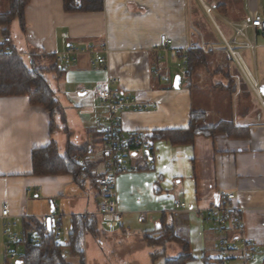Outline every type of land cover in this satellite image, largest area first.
I'll use <instances>...</instances> for the list:
<instances>
[{
  "label": "crops",
  "instance_id": "obj_1",
  "mask_svg": "<svg viewBox=\"0 0 264 264\" xmlns=\"http://www.w3.org/2000/svg\"><path fill=\"white\" fill-rule=\"evenodd\" d=\"M222 2L207 5L204 0H102L100 11L79 13L65 12L63 0H29L24 9V32L19 37L14 29L16 38L10 37L17 53L40 57L37 66L42 68L54 65L55 60L49 57L55 58L68 47L107 48L108 55L104 66L92 64L93 55L83 54L59 73L47 74L63 114L52 119V126L47 112L30 105L27 97H0V215L6 204L17 236L24 238L23 227L30 225L32 229L35 221L46 223L50 218L54 227L62 224V215L70 226L71 217L86 214L98 219V241L84 235V264H149L138 250L180 247L170 235L161 243L146 242L147 238L159 239L168 228L172 236L189 245L193 260L186 264H203V259H218L215 242L232 239V230L218 233L212 219L219 214L209 209L219 193L233 194L232 204L244 209L245 235L259 249L255 264H264V105L222 48L223 39L238 47L261 89L264 33L248 28L246 37L253 49L244 47L246 39L236 37L234 28L248 22V1H236L238 8L227 9L226 13L217 9ZM257 4L264 8V0H257ZM212 12L224 30L218 27ZM207 22L213 26V34L217 32L215 37L203 32ZM62 34L68 36L64 42ZM216 35L222 44L217 43ZM162 36L167 39L165 45L160 43ZM258 39L263 42L258 44ZM194 47L210 51L214 62L222 60L223 52L235 66L230 70L228 63L222 66L218 62L213 72L198 68L204 72L197 82L210 81L199 84L201 91L215 94L211 120L203 104L200 108L194 104L191 82L195 72L180 81L178 88L173 87L182 68L181 56ZM259 50L263 53L260 66ZM111 79L115 80L109 86L112 91L152 107L120 113V126L125 132L144 131L152 137L155 131L184 129L191 111L204 113L202 127L229 122L238 129L231 136L196 135L189 143L155 140L149 169H143L146 162L140 151L131 150L125 159L130 166L143 170L117 177L121 220L114 227L106 226L97 216V180L104 173L100 128L108 110L95 92ZM50 142L56 144L60 155L69 145L84 148L82 158L77 159L89 166L95 185L90 178L79 185L70 176L33 175L32 152ZM69 198H73V204ZM173 200L184 208L173 210ZM3 224L0 217V264H7ZM69 232L67 228L62 233L59 243H66ZM22 249L21 245L17 257ZM159 256L157 252L151 254L150 264H155ZM65 257L70 264H78L77 258ZM172 258L164 256L163 264Z\"/></svg>",
  "mask_w": 264,
  "mask_h": 264
},
{
  "label": "trees",
  "instance_id": "obj_2",
  "mask_svg": "<svg viewBox=\"0 0 264 264\" xmlns=\"http://www.w3.org/2000/svg\"><path fill=\"white\" fill-rule=\"evenodd\" d=\"M29 0H7V8L0 12V49L11 47L10 55H0V97H27L32 106L42 107L51 118L61 116L62 108L51 89L47 79L50 72L59 73L61 68L52 65L50 68L37 66L40 57L27 58L28 65L22 57L12 48L10 40V26L17 21L21 32L25 30L24 9ZM225 4H218L217 9H224ZM65 12H97L102 9V0H63ZM211 52L205 53L199 47H194L184 53L187 58L186 74L191 76L198 68L208 67V58ZM50 60H55L49 57ZM204 113L191 111L189 124L184 129L164 130L153 132L152 140H168L175 143H189L196 135L213 136L215 134L234 135L237 128L229 122H222L215 126L202 127ZM200 124V125H199ZM138 147H135L137 149ZM84 148L67 146L64 155H60L55 143L50 142L43 148L35 149L32 152L31 164L32 173L35 176H70L74 182L81 184L84 179L90 178L95 185V178L91 175V169L84 162L78 161L82 158ZM152 157L149 160L152 162ZM146 162V161H145ZM148 162V161H147ZM145 163L143 169H149ZM151 164V163H150ZM136 167L137 170H143ZM99 191V188H98ZM99 196V193H98ZM23 227V249L18 256L16 264H70L65 257L77 258L78 264H84L83 238L84 235L92 236L98 241L96 217H71L70 232L66 243H59L55 236L54 227L47 228L46 223L33 222ZM172 229L168 228L157 240L147 238L148 244H157L164 241V238L171 236L170 240L180 245L182 253L172 259H166L164 264H186L193 260L189 251V245L179 238L171 235ZM203 264H222L218 259H203Z\"/></svg>",
  "mask_w": 264,
  "mask_h": 264
},
{
  "label": "built area",
  "instance_id": "obj_3",
  "mask_svg": "<svg viewBox=\"0 0 264 264\" xmlns=\"http://www.w3.org/2000/svg\"><path fill=\"white\" fill-rule=\"evenodd\" d=\"M258 7V4H257ZM248 22L234 28L236 37H243L246 39L244 47L253 49L252 43L247 40L246 30L251 28L255 31L264 33V8H257L249 10ZM68 36L62 34L61 39L64 42ZM166 37H160V43L165 45ZM234 41V40H233ZM228 56L231 58L237 69L243 75L249 89L263 106L264 99L260 93V88L257 80L246 67L238 47L232 45L229 41L223 39L222 47ZM12 53L11 47H4L0 49V55H10ZM93 55L92 64L97 66H104L107 61V48L95 49L91 45L83 47H68L56 55L55 65L63 68L73 64L80 55ZM19 57L29 58L34 56L32 53H18ZM187 58L183 54L181 56L182 68L179 73L180 81L187 80L186 74ZM115 80L111 79L105 86L95 93L98 98L102 99L107 106L108 113L102 121L100 132L103 140V158H104V173L97 180L99 188L98 196V210L97 216L108 227L118 225L121 220V212L118 208V198L116 191V181L120 174L135 172L136 168L130 166L125 156L128 155L135 147L142 154V159L151 163V149L153 147V140L150 133L142 131L125 132L121 129L119 122V114L124 111H141L152 108L149 104H142L135 99L125 95L122 92H114L109 86ZM233 194L219 193L213 203V207L209 209L211 212L218 213L219 216L212 219L216 225L218 233L224 234L229 230L234 232L232 239L219 240L213 244V249L218 252V260L222 264H255L258 247L252 244L245 235L243 224L242 207L232 204L234 200ZM173 210H181L184 205L177 200L172 202ZM88 215H83L86 218ZM1 220H3V236L5 238L4 253L7 259L11 262L17 259L18 249L23 244V238L17 236L13 228L14 223L10 221L8 207L3 204L1 209ZM143 218H140L142 221ZM57 226V225H56ZM55 236H59V226L55 228ZM8 264V262H7ZM16 264V261H15Z\"/></svg>",
  "mask_w": 264,
  "mask_h": 264
},
{
  "label": "rangeland",
  "instance_id": "obj_4",
  "mask_svg": "<svg viewBox=\"0 0 264 264\" xmlns=\"http://www.w3.org/2000/svg\"><path fill=\"white\" fill-rule=\"evenodd\" d=\"M204 1H205V4H207V5H209V3H212V2H214L216 4L218 2L220 3L222 1H224V2H222V3L225 4L224 12L225 11L228 12L227 9L238 8V4H236V1H239V0H204ZM247 1H248V15H249V10L257 9V8L258 9L259 8L262 9V7H259V5L257 7V0H247ZM259 4L262 5V2L259 1ZM6 8H7V0H0V11H5ZM211 14H212V16H213L216 24L218 25V27L221 30H224L222 28L223 24L221 25L220 20L218 18H216V16L213 14V12ZM210 26L213 29V26L207 22L206 23V26H205V28L203 30V32L204 33L211 34V37H212V35H214V37H215V33H217V32H214V34H213ZM14 29L16 31V34L19 37H21L22 32L20 30L19 24H18L17 21H14L11 24V26H10V37H11V39H15L16 38V35L14 33ZM216 37H217V43L218 44H222L221 41H220V39H219V37H218V35H216ZM262 42H263L262 39H258V44H261ZM12 44H14V43L12 42ZM220 53L222 55V60H219L218 62H221L222 66L225 63L226 64L228 63L229 64V69L230 70H233L235 68L234 64H230L229 63L228 57L223 52H220ZM257 58H258L257 59L258 60V64L260 66V62H261V60L263 58V53L260 50L257 51ZM218 59H220V58L218 57ZM24 61L28 65L27 59H24ZM213 62H214V58H212V56L211 57L209 56V58H208V67H207V70L209 72H213L215 70V67L218 66V62H214V63ZM245 62H246V65L248 66V68L250 69L251 67L248 64V62L246 60H245ZM250 71L252 72V69H250ZM203 72H204V70H202V69H198L197 71H195L194 75L192 76L191 88H192V94H193V100H194L195 106L198 107V108H200V106L203 104L205 106V110L208 109L207 112H209V114H208L209 115V118H210L209 120H211V119L214 118V113L212 111V108L214 106L215 94L214 93H210L206 89H205V91H201V88H200V85L199 84H208L210 82V81H207V79H206L205 83L202 82V79H200L201 82H197V80L199 81V75L200 74L202 75ZM217 79L220 80L221 78L218 77ZM208 80H209V78H208ZM253 102H254V105L257 106L258 109L261 108L260 105L258 106L257 103H255V100ZM201 125H204V124L201 123ZM69 203L73 204V198H69ZM61 220H62V224L59 227L60 236L57 237L58 238V240H57L58 242H61L63 240L61 238L62 233L66 232V229L67 228L70 230V226L67 224V219H62V215H61ZM174 247H175L174 250H172V247H168L167 246L164 249L161 248V247H157L155 249H153V248H147V250H145V251L143 249V250H138L137 252H138L139 255L142 252L143 253L142 254V260H144V262H147L149 264H150V255L151 254H154L155 252L160 253L161 256H159L158 259H156L155 264H163V258H164V256L173 257L174 258V257H177V256H179L181 254L180 253V247L175 246V245H174ZM93 249L95 250V248H93ZM89 253L90 254H93V251L90 249L89 250ZM108 259L111 260V257H108ZM113 260H114V257H113L112 261ZM15 261H17V259H15ZM15 261L11 262V261H9L7 259L8 264H15ZM125 261H129V260L126 258Z\"/></svg>",
  "mask_w": 264,
  "mask_h": 264
},
{
  "label": "water",
  "instance_id": "obj_5",
  "mask_svg": "<svg viewBox=\"0 0 264 264\" xmlns=\"http://www.w3.org/2000/svg\"><path fill=\"white\" fill-rule=\"evenodd\" d=\"M179 84H180V77L176 76L174 79L173 87L178 88ZM260 90H261L262 95H264V87H261ZM52 223L53 221L50 218L46 220V226L48 229H50V227L52 226Z\"/></svg>",
  "mask_w": 264,
  "mask_h": 264
}]
</instances>
